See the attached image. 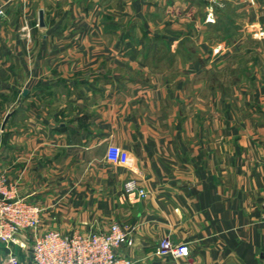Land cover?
Returning a JSON list of instances; mask_svg holds the SVG:
<instances>
[{
    "label": "crops",
    "instance_id": "0c3cea01",
    "mask_svg": "<svg viewBox=\"0 0 264 264\" xmlns=\"http://www.w3.org/2000/svg\"><path fill=\"white\" fill-rule=\"evenodd\" d=\"M1 5L0 173L41 213L0 264L112 223L132 264H264V0Z\"/></svg>",
    "mask_w": 264,
    "mask_h": 264
},
{
    "label": "built area",
    "instance_id": "2783aa9c",
    "mask_svg": "<svg viewBox=\"0 0 264 264\" xmlns=\"http://www.w3.org/2000/svg\"><path fill=\"white\" fill-rule=\"evenodd\" d=\"M22 31L29 37V30ZM125 195L139 199L147 191L135 179L123 183ZM41 209L22 197L14 181L0 173V242H15L16 236L36 231L40 222ZM132 243L131 232L119 223H112L106 231L63 234L49 230L33 239L31 264H132V261L118 253V249ZM155 253L172 258L186 257L188 247L177 244L169 238L161 239L155 246Z\"/></svg>",
    "mask_w": 264,
    "mask_h": 264
},
{
    "label": "water",
    "instance_id": "95a60500",
    "mask_svg": "<svg viewBox=\"0 0 264 264\" xmlns=\"http://www.w3.org/2000/svg\"><path fill=\"white\" fill-rule=\"evenodd\" d=\"M38 25L40 27H43L44 26V22H43V11L42 10H40L39 11V14H38ZM7 119H8V115H6V117H5L4 121H3L2 128L4 127Z\"/></svg>",
    "mask_w": 264,
    "mask_h": 264
},
{
    "label": "rangeland",
    "instance_id": "374dc122",
    "mask_svg": "<svg viewBox=\"0 0 264 264\" xmlns=\"http://www.w3.org/2000/svg\"><path fill=\"white\" fill-rule=\"evenodd\" d=\"M2 15H3V6L1 5L0 6V16H2ZM23 27H26V25H24ZM24 34H26V32ZM32 232L33 231H28L27 233H23L22 235H31L30 233H32Z\"/></svg>",
    "mask_w": 264,
    "mask_h": 264
}]
</instances>
